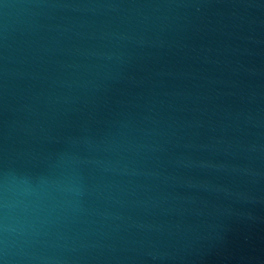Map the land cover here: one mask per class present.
Masks as SVG:
<instances>
[{"label":"water","instance_id":"water-1","mask_svg":"<svg viewBox=\"0 0 264 264\" xmlns=\"http://www.w3.org/2000/svg\"><path fill=\"white\" fill-rule=\"evenodd\" d=\"M0 264H264V0H0Z\"/></svg>","mask_w":264,"mask_h":264}]
</instances>
